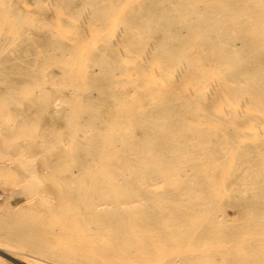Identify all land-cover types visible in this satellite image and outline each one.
<instances>
[{
  "label": "bare ground",
  "instance_id": "6f19581e",
  "mask_svg": "<svg viewBox=\"0 0 264 264\" xmlns=\"http://www.w3.org/2000/svg\"><path fill=\"white\" fill-rule=\"evenodd\" d=\"M8 117L72 249L0 264H264V0H0Z\"/></svg>",
  "mask_w": 264,
  "mask_h": 264
},
{
  "label": "rangeland",
  "instance_id": "374dc122",
  "mask_svg": "<svg viewBox=\"0 0 264 264\" xmlns=\"http://www.w3.org/2000/svg\"><path fill=\"white\" fill-rule=\"evenodd\" d=\"M12 120L13 119L8 117L5 119L6 122L4 123L2 122L3 124L2 123L0 124V152H1L0 156L3 152L2 155L4 156H1V158L2 157L5 158V161L2 160L0 162L1 163L0 164V225H1L0 228L3 227L2 229H4L5 227V231L7 230L8 233L12 232L10 234L18 233V236L26 235L30 237L32 240L37 241L36 245L32 247H33V250H35L38 255L35 253L34 254L40 258H42L41 254L46 255L44 256L45 258L43 257L44 259H46L47 257L50 258L51 256L54 258H56L57 256H61V257L68 256V254H71L72 242L70 241L69 237H67L68 241L66 240L64 241L61 237L64 226H66V230H67V225L65 222L68 216V215L66 216V214H68L67 211L69 212V210L65 209L66 202L64 198L60 196L61 202L59 203L60 205L57 206V208H55V205H54V208H47L49 206H45L42 204L39 205L38 204L39 200H37V196L32 194L35 198L34 200L33 196L32 198L30 197L31 192L30 191L27 192L28 189H26V192L22 191L23 184L24 185L26 184L25 180H27V182L29 181L28 178L26 179L27 176L19 172L14 162L8 160L10 158L16 157V151L18 150L17 148L18 144L16 145V143L17 141L18 142L20 141L19 140L20 135L21 137L26 136L24 138H27V140L28 138L29 140L32 138L31 137L32 134L30 133L31 132L33 133L34 131L33 127H36V123H34L33 126L31 127L30 123H26V122L22 123L23 121L13 122L15 120L13 121ZM39 128L40 127H38L37 130H39ZM37 130L35 131L37 132ZM28 134H29V137H27ZM44 175L45 174H43V176ZM47 176H50V175L47 174ZM59 176L61 177V174ZM21 177H23L24 180ZM20 178L23 180L24 182V183L22 182L23 184L21 183ZM53 181L54 180L52 178V182ZM53 184L55 185L56 181L53 182ZM19 189H21V191ZM13 191L14 192L16 191V193L17 194L19 193V195L23 194V199L16 206H13V204L10 201V195ZM53 195L54 193L52 194V197ZM49 197L52 199V200L50 199L52 202V204L51 203L49 204L50 207L53 204H57V202L56 203L54 202L55 200L53 201L55 197L52 198L50 195ZM60 197L58 198L59 200H60ZM29 200H32V202H30ZM22 202L23 204L20 205ZM63 217L64 219L62 220L61 218ZM63 222L65 223V225L63 224ZM5 231L4 233L6 234ZM65 231L63 233L64 236L67 235ZM15 249L19 250L20 247H17ZM22 251H25V250H22ZM27 253H31V252H27ZM2 257L4 258V255H2ZM49 258H47V260H49ZM63 258L58 259L61 262L55 259L56 263L59 262L58 264H64L62 262ZM5 259L6 260L9 259L8 261L13 264L15 263L9 257L7 258V256H5ZM15 264H18V263H15Z\"/></svg>",
  "mask_w": 264,
  "mask_h": 264
}]
</instances>
